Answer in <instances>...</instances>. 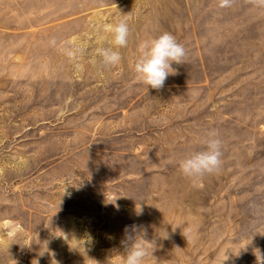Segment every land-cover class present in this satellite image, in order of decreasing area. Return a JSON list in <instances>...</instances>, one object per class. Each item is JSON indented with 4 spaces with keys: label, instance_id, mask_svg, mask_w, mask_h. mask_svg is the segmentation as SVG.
<instances>
[{
    "label": "rangeland",
    "instance_id": "obj_1",
    "mask_svg": "<svg viewBox=\"0 0 264 264\" xmlns=\"http://www.w3.org/2000/svg\"><path fill=\"white\" fill-rule=\"evenodd\" d=\"M165 31L187 63L156 90L134 63ZM213 129L222 167L193 182L178 161ZM132 225L155 240L146 264H264V8L0 0V264H121Z\"/></svg>",
    "mask_w": 264,
    "mask_h": 264
},
{
    "label": "clouds",
    "instance_id": "obj_2",
    "mask_svg": "<svg viewBox=\"0 0 264 264\" xmlns=\"http://www.w3.org/2000/svg\"><path fill=\"white\" fill-rule=\"evenodd\" d=\"M234 3L235 0H219V7L230 8ZM249 3L264 8V0H249ZM129 19L130 17L123 15L115 23L104 26L103 31L111 36V41L110 46L96 49V55L100 58L98 63L100 69H111L121 63L120 49L127 47L130 36ZM137 52L138 56L134 63L136 79L148 88L156 90L163 89L168 77L177 73L173 64L187 63L186 49L173 34L166 31L139 42ZM203 144V150L193 152L178 161L182 175L193 182L207 175L217 174L222 167L223 141L219 131L215 129L208 131ZM122 243L125 245V251L121 255V264H146V260L153 256L156 249L155 240H146L135 225L126 226L125 239Z\"/></svg>",
    "mask_w": 264,
    "mask_h": 264
}]
</instances>
